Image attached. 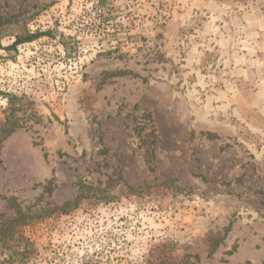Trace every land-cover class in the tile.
Segmentation results:
<instances>
[{
	"label": "rangeland",
	"instance_id": "rangeland-1",
	"mask_svg": "<svg viewBox=\"0 0 264 264\" xmlns=\"http://www.w3.org/2000/svg\"><path fill=\"white\" fill-rule=\"evenodd\" d=\"M0 47V259L264 264V0H0Z\"/></svg>",
	"mask_w": 264,
	"mask_h": 264
},
{
	"label": "trees",
	"instance_id": "trees-1",
	"mask_svg": "<svg viewBox=\"0 0 264 264\" xmlns=\"http://www.w3.org/2000/svg\"><path fill=\"white\" fill-rule=\"evenodd\" d=\"M40 36H42V35L39 33H35V34H29V35L24 36V37H17L15 39V41L9 47H6L4 49L5 50L14 49L19 44L31 42L33 40H36ZM16 127H17V125L15 124V122L11 121L10 118H6L4 120V122L0 123V147H1L2 143L15 131ZM4 232L5 231L0 230V248L5 246V244L7 245V243H8L7 242L8 239H7V241H4V239H5ZM11 256L12 255H10L7 259H0V264L10 263L11 258H12Z\"/></svg>",
	"mask_w": 264,
	"mask_h": 264
}]
</instances>
